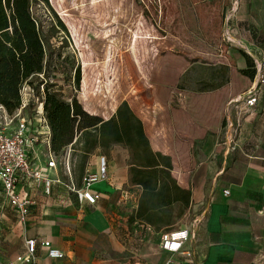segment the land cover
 Instances as JSON below:
<instances>
[{
  "label": "crops",
  "instance_id": "1",
  "mask_svg": "<svg viewBox=\"0 0 264 264\" xmlns=\"http://www.w3.org/2000/svg\"><path fill=\"white\" fill-rule=\"evenodd\" d=\"M225 5L232 11L226 27L242 49L227 58L224 85L192 95L187 110L138 113L152 148L171 157L173 176L191 191L184 212L175 209L169 224L158 226L133 216L141 188L130 184L129 151L121 145L108 179L92 185L100 193L93 206L69 200L64 185L46 195L36 183L28 188L34 204L21 221L0 187V264L24 255L27 238L38 241L34 264H164L171 254L160 246L161 233L187 228L193 234L183 224L191 214L201 225L186 243L192 261L179 256L181 264H264V86L256 104H247L264 61V0ZM43 240L64 257H48Z\"/></svg>",
  "mask_w": 264,
  "mask_h": 264
},
{
  "label": "rangeland",
  "instance_id": "2",
  "mask_svg": "<svg viewBox=\"0 0 264 264\" xmlns=\"http://www.w3.org/2000/svg\"><path fill=\"white\" fill-rule=\"evenodd\" d=\"M226 2L35 1L32 13L42 23L46 56L45 74L34 78V85L46 79L64 100L76 98L84 110L104 119L123 101L137 115L156 109L164 115L173 109L187 110L192 95L224 85L227 58L242 49L231 38L235 33L227 30L232 11L228 12ZM81 147L76 143L72 152L77 180ZM123 151L121 145L97 150L87 164L94 163L95 154L105 155L110 162L120 159ZM195 219L192 214L183 219L193 238L201 225Z\"/></svg>",
  "mask_w": 264,
  "mask_h": 264
},
{
  "label": "trees",
  "instance_id": "3",
  "mask_svg": "<svg viewBox=\"0 0 264 264\" xmlns=\"http://www.w3.org/2000/svg\"><path fill=\"white\" fill-rule=\"evenodd\" d=\"M35 1L48 4V0H0V105L14 112L21 104L26 81L44 96L52 151L61 155L70 144L73 150L76 143L82 146L79 180L73 165L78 184L92 153L109 151L115 145L127 148L130 184L141 188L133 216L151 225L169 224L175 209L180 216L190 205L191 191L173 176L171 157L152 148L142 120L129 104L123 101L110 118L104 119L84 110L76 98L64 100L46 79L34 85L33 79L45 74L46 56L42 23L32 13ZM59 24L63 26L61 21Z\"/></svg>",
  "mask_w": 264,
  "mask_h": 264
},
{
  "label": "built area",
  "instance_id": "4",
  "mask_svg": "<svg viewBox=\"0 0 264 264\" xmlns=\"http://www.w3.org/2000/svg\"><path fill=\"white\" fill-rule=\"evenodd\" d=\"M228 30V28H227ZM264 86V61L258 69V84L247 95V104L254 106L256 93ZM43 89V87H42ZM36 89L26 81L21 89V104L14 112H8L0 105V187L8 204L25 221L34 204L28 188L32 184H41L44 193L50 195L54 185H64L69 200L81 207L95 205L100 193L92 185L106 181L109 176V161L99 154L95 167L88 166L78 184L73 177L72 144L56 155L51 149V129L44 112V96L37 97ZM39 94V93H38ZM31 104L34 109L30 113ZM229 191L226 190L225 194ZM187 228L167 230L161 233L160 246L171 254L164 264H181L177 257L182 256L192 261L193 253L186 248L192 237ZM26 252L19 255L14 264H34L38 247L36 238H27ZM50 258L61 259L64 253L51 241H41Z\"/></svg>",
  "mask_w": 264,
  "mask_h": 264
}]
</instances>
